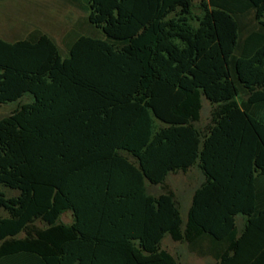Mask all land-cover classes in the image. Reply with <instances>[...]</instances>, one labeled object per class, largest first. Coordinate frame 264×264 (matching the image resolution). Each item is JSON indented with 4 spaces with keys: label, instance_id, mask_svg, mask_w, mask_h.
Segmentation results:
<instances>
[{
    "label": "trees",
    "instance_id": "obj_1",
    "mask_svg": "<svg viewBox=\"0 0 264 264\" xmlns=\"http://www.w3.org/2000/svg\"><path fill=\"white\" fill-rule=\"evenodd\" d=\"M85 2L102 36L64 56L38 31L0 38V104L17 103L0 118V188L17 192L0 189V264H178L166 235L264 264V0ZM191 167L183 223L164 183Z\"/></svg>",
    "mask_w": 264,
    "mask_h": 264
},
{
    "label": "rangeland",
    "instance_id": "obj_2",
    "mask_svg": "<svg viewBox=\"0 0 264 264\" xmlns=\"http://www.w3.org/2000/svg\"><path fill=\"white\" fill-rule=\"evenodd\" d=\"M200 0H193L194 11L199 13L197 7ZM85 0H0V38L6 41H14L27 36L31 32L38 31L48 35L57 45L62 56L67 53V45L78 35L102 36V33L87 23V11ZM245 27H251L254 22L252 15L242 20ZM30 101L29 96L22 99V103ZM17 106V103L0 104V118L9 115ZM210 105L202 100L201 119L197 124L201 127L209 119ZM197 172L184 175V173L169 174L165 181V187L175 191L177 199L183 202L181 205V216L185 218L184 207L188 200L187 193L197 183ZM150 194L157 196L164 191L161 186L147 184ZM7 196H16L17 192L0 188ZM6 216L0 209V217ZM70 213L61 216L60 222L71 223ZM239 221V217H238ZM34 226L44 227L40 221ZM239 227V226H238ZM22 236V234L20 235ZM161 248L173 255L178 264H215L206 257H198L190 253L185 243L174 242L166 235Z\"/></svg>",
    "mask_w": 264,
    "mask_h": 264
},
{
    "label": "crops",
    "instance_id": "obj_3",
    "mask_svg": "<svg viewBox=\"0 0 264 264\" xmlns=\"http://www.w3.org/2000/svg\"><path fill=\"white\" fill-rule=\"evenodd\" d=\"M208 103V102H207ZM209 104V103H208ZM210 111H211V106H210ZM209 119H210V113H209ZM209 119L206 123L202 124L201 128L205 127L207 125V123L209 122ZM193 171H196L197 172V183L196 185L192 188V190L190 192L187 193L188 197L186 198V200H188L185 204V207H184V212H185V218L183 219L182 216H181V212H180V216H181V219H182V222L185 223L186 222V218H187V212H188V209L190 207V204H191V199H192V195L195 191V189H197L203 182H204V176L198 171L197 168L195 167H191L190 169L187 170L186 173H184V175L186 174H189V173H192ZM259 191H261V193H264V176L260 178L259 180ZM174 195H175V198H176V201H177V204L179 206V209L181 210V205H182V202H183V197L181 195V200H178L177 199V196H176V193L175 191L171 190ZM238 217H239V221H238ZM243 221L244 219L241 217V216H237L236 217V224H237V227L238 229H241L242 227V224H243ZM206 258H210V257H206ZM211 259V258H210ZM213 260V259H212ZM214 261V260H213ZM215 263V261H214ZM216 264V263H215Z\"/></svg>",
    "mask_w": 264,
    "mask_h": 264
}]
</instances>
